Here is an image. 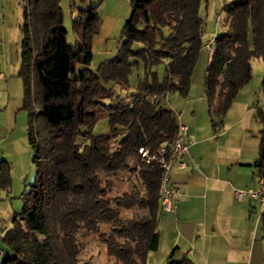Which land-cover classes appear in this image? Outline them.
Segmentation results:
<instances>
[{
	"label": "trees",
	"instance_id": "obj_1",
	"mask_svg": "<svg viewBox=\"0 0 264 264\" xmlns=\"http://www.w3.org/2000/svg\"><path fill=\"white\" fill-rule=\"evenodd\" d=\"M25 1L17 75L23 81L34 177L12 225L0 234L7 252L0 264H89L79 260L82 245L76 233L83 227L98 233L108 255L124 264H147L149 252L159 245L162 169L139 161L137 150L170 143L178 125L168 102L147 96L188 93L203 44L201 5L208 0H130L123 40L96 70L89 65L92 38L101 27L98 4L77 10L72 19L76 40L71 43L60 0ZM221 9L218 24L223 28L215 35L204 74V95L217 122L250 81L251 60L264 61V0L229 1ZM159 64L164 65L162 77ZM138 68L143 72L135 90L128 98L114 96L113 85L126 89L129 75ZM261 91L264 95V75ZM99 111L107 116L109 134L93 132ZM256 116L262 125L261 171L264 110L258 108ZM121 169L137 171L143 191L111 196L112 181L101 173ZM10 184V167L1 161L0 188ZM132 207L145 212L120 214L121 208ZM261 218L264 239V212ZM101 223L110 225L108 232L100 230ZM166 264L193 262L170 253Z\"/></svg>",
	"mask_w": 264,
	"mask_h": 264
},
{
	"label": "crops",
	"instance_id": "obj_2",
	"mask_svg": "<svg viewBox=\"0 0 264 264\" xmlns=\"http://www.w3.org/2000/svg\"><path fill=\"white\" fill-rule=\"evenodd\" d=\"M202 18L206 46L217 35V28L210 29ZM103 22L92 38L93 49L96 39L106 33ZM258 108L264 110L261 86L247 84L218 122L204 92L187 95L181 106L170 108L177 122L188 124L191 145L185 156L187 167L171 170V182L179 187L180 195L172 209L160 213L159 245L149 252L148 262L157 258L166 264L172 253L173 258L187 257L193 264H263L264 206L234 193L235 188L257 185L262 127L256 116ZM26 125L27 121L12 124L0 107V162H7L14 176L26 154ZM10 189L11 184L0 188V234L20 210L10 201Z\"/></svg>",
	"mask_w": 264,
	"mask_h": 264
},
{
	"label": "rangeland",
	"instance_id": "obj_3",
	"mask_svg": "<svg viewBox=\"0 0 264 264\" xmlns=\"http://www.w3.org/2000/svg\"><path fill=\"white\" fill-rule=\"evenodd\" d=\"M227 1L240 0H208L201 5V14L205 19V23H207L210 29L214 30L217 28V33L223 27L220 24H216V15L219 13L220 22L224 16L221 8ZM26 4L25 0H0V107L2 113L10 119L12 124H26L27 121V110L22 108L23 81L17 75L23 35L24 5ZM60 4L63 11V26L66 29V39L71 43L76 40L72 19L77 14V10L88 4H98L100 21H104L106 33L103 34V37L96 39L94 49L92 48L93 55L89 66L91 69L96 70L100 62L115 55L119 44L123 40L122 27L131 11L130 0H60ZM205 39L203 38V44L193 68L188 93L183 95L179 91H170L168 93L169 103L167 104L169 108L176 109V107L181 106L184 97L187 95H198L204 92L205 69L214 45L212 44L211 49H209L204 45ZM78 65L81 66V64ZM251 66L252 77L247 85L254 88L260 87L264 75V61L261 58H253ZM156 70L159 76L162 77L164 65L159 64L156 66ZM142 72V68L133 69L129 75V86L126 89L112 84L115 91L114 96L120 95L128 98V94L135 90L137 75L142 74ZM109 101L106 100V102ZM25 128H27V125ZM93 132L99 134L110 133L107 116L102 111L98 113L97 121L93 126ZM24 139L27 149L18 167L17 176H14L12 171H10V201L14 202V206L18 207V209L22 207V194L34 177L32 149L28 143L27 133H25ZM101 177L104 180L110 179L112 181L111 196L122 194L123 192H141L144 189L142 179L139 177L137 171L121 169L115 174L102 172ZM143 212H145V209L138 207L120 209L122 216H133ZM109 226L107 223H101L100 230L108 232ZM76 236L82 245V250L79 254L80 262H88L89 264H124L114 256L108 255L106 245L100 240L98 233L90 232L83 227L77 231ZM0 247H5L1 240ZM147 264H162V262H159L156 258L150 262L147 260Z\"/></svg>",
	"mask_w": 264,
	"mask_h": 264
},
{
	"label": "built area",
	"instance_id": "obj_4",
	"mask_svg": "<svg viewBox=\"0 0 264 264\" xmlns=\"http://www.w3.org/2000/svg\"><path fill=\"white\" fill-rule=\"evenodd\" d=\"M216 21L219 23V14L216 16ZM215 36H213L206 46L209 48L213 43ZM151 100L157 98L168 102L167 95L150 94L147 96ZM188 124L178 122L176 132L168 144H161L160 146L151 149L147 146H139L136 158L145 163L155 162L160 165L161 172V186H160V207L162 211L173 208L175 201L180 195V189L171 182V170L174 166L179 168L187 167L185 156L189 153L191 140L188 139ZM235 196L237 198L249 197L251 200L257 201L261 206H264V166L259 171L257 176V185L248 186L245 188H235ZM6 250L0 247V258L5 257Z\"/></svg>",
	"mask_w": 264,
	"mask_h": 264
}]
</instances>
